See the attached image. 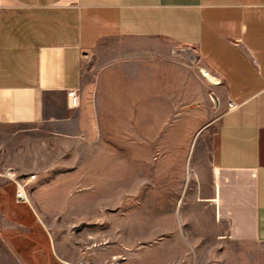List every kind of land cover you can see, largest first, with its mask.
Listing matches in <instances>:
<instances>
[{
  "label": "crops",
  "instance_id": "0c3cea01",
  "mask_svg": "<svg viewBox=\"0 0 264 264\" xmlns=\"http://www.w3.org/2000/svg\"><path fill=\"white\" fill-rule=\"evenodd\" d=\"M45 136L55 177L35 184L33 203L12 197L33 212L7 206L0 264L76 262L79 235L60 224L102 215L65 214L76 206L66 174L114 166L122 182L141 159L199 244H264V0H0V149L38 158Z\"/></svg>",
  "mask_w": 264,
  "mask_h": 264
},
{
  "label": "rangeland",
  "instance_id": "374dc122",
  "mask_svg": "<svg viewBox=\"0 0 264 264\" xmlns=\"http://www.w3.org/2000/svg\"><path fill=\"white\" fill-rule=\"evenodd\" d=\"M213 107L215 114L225 110L220 99L217 105L213 101ZM36 146L42 150L38 158L34 153L25 152V148L29 150L28 145L10 150L6 147L0 149V220L8 207L16 215L33 212L30 203L26 205L27 208L12 204V197L16 196L23 178L37 173V179L31 182L30 178L25 187L26 190L30 184L27 199L31 203L35 184L53 182V166H58L57 146L52 145L46 136L42 142L32 146L34 151ZM80 149L87 151L93 148L90 144H81ZM79 162H86L88 166L91 163L92 166L95 160L81 159ZM59 163L67 167L68 159L61 158ZM139 163L134 175L130 168L125 170L122 182L114 166H109L106 174L94 173L97 169L92 167L91 174H66L76 181V189L70 192L72 198L75 195L76 206L69 202V207L64 209L65 214H85L86 217L102 215L96 221L92 218L84 223L72 220L60 224V231L79 235L73 241L80 246V257L72 264H264V244L261 243L204 239L199 244V230L192 231L190 225L183 221L184 207L181 210L179 205H167L172 193L158 190L163 184L154 181L150 184L147 160L141 159ZM86 198H91L95 203L82 210L80 206ZM40 209L48 216L58 210L51 198Z\"/></svg>",
  "mask_w": 264,
  "mask_h": 264
},
{
  "label": "built area",
  "instance_id": "2783aa9c",
  "mask_svg": "<svg viewBox=\"0 0 264 264\" xmlns=\"http://www.w3.org/2000/svg\"><path fill=\"white\" fill-rule=\"evenodd\" d=\"M229 107H233V102H229ZM11 170V169H9ZM30 178H34V175L32 176H28L27 178H23L21 180V182L19 183V187H18V190H17V193H16V196L17 198L21 199V200H25L27 201V196H26V190H25V187L28 183V181L30 180Z\"/></svg>",
  "mask_w": 264,
  "mask_h": 264
},
{
  "label": "bare ground",
  "instance_id": "6f19581e",
  "mask_svg": "<svg viewBox=\"0 0 264 264\" xmlns=\"http://www.w3.org/2000/svg\"><path fill=\"white\" fill-rule=\"evenodd\" d=\"M201 70V72L203 73V75L207 78V79H209L210 81H212V82H215V83H217L219 80L216 78V77H214L207 69H205V68H201L200 69Z\"/></svg>",
  "mask_w": 264,
  "mask_h": 264
}]
</instances>
